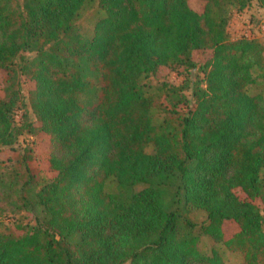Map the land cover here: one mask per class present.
Segmentation results:
<instances>
[{
    "label": "trees",
    "instance_id": "16d2710c",
    "mask_svg": "<svg viewBox=\"0 0 264 264\" xmlns=\"http://www.w3.org/2000/svg\"><path fill=\"white\" fill-rule=\"evenodd\" d=\"M87 1L0 0V147L46 137L55 173L36 190L31 148L0 159V264H224L200 252L189 209L206 213L200 233L241 264H264V98L246 92L264 58L257 41L228 38L225 16L249 0H200L201 11L188 0H96L91 38L74 24ZM196 52L210 55L197 64ZM196 68L203 78L191 83ZM160 69L179 71L182 86L145 95L141 76ZM21 75L35 122L14 119ZM152 108L164 113L158 125ZM109 178L117 194L104 191ZM19 213L33 223L2 220ZM226 222L238 227L229 238Z\"/></svg>",
    "mask_w": 264,
    "mask_h": 264
},
{
    "label": "rangeland",
    "instance_id": "374dc122",
    "mask_svg": "<svg viewBox=\"0 0 264 264\" xmlns=\"http://www.w3.org/2000/svg\"><path fill=\"white\" fill-rule=\"evenodd\" d=\"M19 6L22 8L24 0H16ZM189 6L195 11H201L203 2L200 0H188ZM103 16V12L100 10L96 0L87 1L83 4L79 10L74 24L78 27L79 31L86 38H91L93 35V28L98 19ZM225 16L227 18L226 32L230 40H238L241 38H247L257 41L262 51L260 56L264 58V10L260 7L258 0H249L247 5L243 9H238L233 4H228L225 7ZM29 59L34 58V53L26 54ZM209 52H196L194 54V60L197 64L204 63L209 58ZM16 64H20V58L16 57ZM252 75L254 82L246 88L248 95H260L264 98V67L252 69ZM187 77H189L191 83L199 81L203 78L202 73L198 68L191 70ZM183 77L179 74V71H169L167 69H160L156 74L142 75L139 83L145 95H163L166 90L179 88L182 86ZM31 85L24 76H20V89L22 95V101L25 107L17 110L14 114V119L18 123L20 122L21 114L27 113L31 122H35V117L31 112L28 102V88ZM183 94L191 100V90L185 89ZM1 96V86H0ZM150 115L153 124L158 125L161 123L164 113L163 111L152 108ZM47 146L48 139L46 137L36 139L29 133H23L20 135L15 145L10 147H0V159L12 160L17 154H22L26 148H31L32 152L36 156V161L32 163V167L37 168L40 171V183L36 190H38L43 184H45L49 178H53L55 173L50 171L47 163ZM147 154L153 153L152 145L145 147ZM264 176V171H262ZM146 187L145 184L136 185L132 191L138 192ZM104 191L108 194H117V183L113 178H109L104 185ZM130 193V192H128ZM236 195L243 199L245 196L239 190L235 191ZM127 194V193H126ZM187 217L196 225L194 233L199 236L198 248L200 252L206 255H210L211 251H216L222 258L224 264H241L242 257L239 253L232 252L225 248L222 244L216 243L210 237L200 233L201 225L207 222L206 213L201 210L189 209L187 211ZM6 224H11L13 221L23 224H32L33 218L31 215L25 213H19L17 215H7L2 219ZM264 230V223H263ZM238 231V227L232 222H226L223 225L224 238H229Z\"/></svg>",
    "mask_w": 264,
    "mask_h": 264
}]
</instances>
